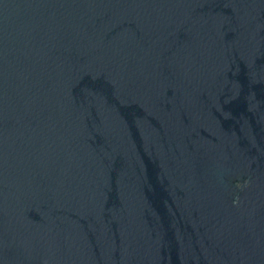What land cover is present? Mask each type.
I'll return each instance as SVG.
<instances>
[{
  "label": "water",
  "instance_id": "95a60500",
  "mask_svg": "<svg viewBox=\"0 0 264 264\" xmlns=\"http://www.w3.org/2000/svg\"><path fill=\"white\" fill-rule=\"evenodd\" d=\"M0 264H264V0H0Z\"/></svg>",
  "mask_w": 264,
  "mask_h": 264
}]
</instances>
